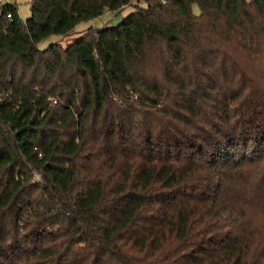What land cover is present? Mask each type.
<instances>
[{"label":"trees","instance_id":"1","mask_svg":"<svg viewBox=\"0 0 264 264\" xmlns=\"http://www.w3.org/2000/svg\"><path fill=\"white\" fill-rule=\"evenodd\" d=\"M133 1H0V264H264V0Z\"/></svg>","mask_w":264,"mask_h":264},{"label":"rangeland","instance_id":"2","mask_svg":"<svg viewBox=\"0 0 264 264\" xmlns=\"http://www.w3.org/2000/svg\"><path fill=\"white\" fill-rule=\"evenodd\" d=\"M4 4H17L18 6V13L23 20H27L30 18L32 12V2L33 0H3ZM145 0H134L132 5L126 6L120 12H106L103 16L97 17L95 19L89 21H83L79 23L75 30L68 34V35H52L47 37L46 39L42 40L38 47L40 49H44L48 47L51 43L59 42L64 46L71 44L76 39L80 38L87 29L89 28H103L106 26L116 25L119 23L124 17L131 14L135 9L136 4H144ZM198 5L194 6V13L200 14V9H198Z\"/></svg>","mask_w":264,"mask_h":264},{"label":"built area","instance_id":"3","mask_svg":"<svg viewBox=\"0 0 264 264\" xmlns=\"http://www.w3.org/2000/svg\"><path fill=\"white\" fill-rule=\"evenodd\" d=\"M1 1V0H0ZM9 16H11V15H9Z\"/></svg>","mask_w":264,"mask_h":264}]
</instances>
